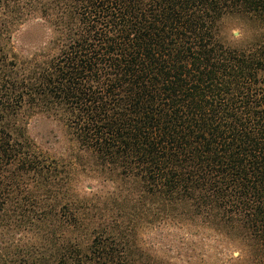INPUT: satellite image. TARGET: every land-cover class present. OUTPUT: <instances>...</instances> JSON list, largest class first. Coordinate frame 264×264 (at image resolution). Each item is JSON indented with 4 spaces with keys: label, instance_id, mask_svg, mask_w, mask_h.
I'll use <instances>...</instances> for the list:
<instances>
[{
    "label": "trees",
    "instance_id": "16d2710c",
    "mask_svg": "<svg viewBox=\"0 0 264 264\" xmlns=\"http://www.w3.org/2000/svg\"><path fill=\"white\" fill-rule=\"evenodd\" d=\"M228 17L260 34L224 45ZM36 19L56 48L19 70L4 42ZM263 38L264 0H0V264H148L137 220L178 211L264 264ZM28 113L60 120L74 158L42 153ZM92 171L125 191L70 192Z\"/></svg>",
    "mask_w": 264,
    "mask_h": 264
},
{
    "label": "rangeland",
    "instance_id": "374dc122",
    "mask_svg": "<svg viewBox=\"0 0 264 264\" xmlns=\"http://www.w3.org/2000/svg\"><path fill=\"white\" fill-rule=\"evenodd\" d=\"M256 30L252 32L250 24L243 19L228 17L220 25L219 38L226 46H247L260 34ZM57 38L52 27L36 19L21 25L4 43L9 56L19 61L22 67L19 70H25L31 59L43 61L51 55ZM26 116L27 134L42 153L62 162L74 158L77 146L60 120L44 113H28ZM87 162L86 157L80 159V169H89ZM97 172L80 175L77 183H71L75 186L72 185L70 192L83 188L87 194L102 191L101 197H105L107 191L123 187L120 183L102 184L95 178ZM100 205L107 206L108 211L115 210L113 205H104L102 201ZM151 208V202L147 201L145 209L151 211ZM139 213L143 212L138 211L135 215ZM174 214L177 216L156 223L146 220L149 218L137 220L134 231L137 260L148 264H250L252 261L253 256L235 231L202 217L191 218L180 211Z\"/></svg>",
    "mask_w": 264,
    "mask_h": 264
}]
</instances>
